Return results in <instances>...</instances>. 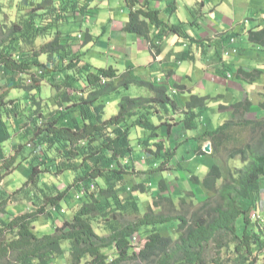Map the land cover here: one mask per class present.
Returning <instances> with one entry per match:
<instances>
[{
	"label": "trees",
	"instance_id": "1",
	"mask_svg": "<svg viewBox=\"0 0 264 264\" xmlns=\"http://www.w3.org/2000/svg\"><path fill=\"white\" fill-rule=\"evenodd\" d=\"M124 2L127 21L123 30L146 42L179 28L167 26L160 11L146 3ZM88 5L83 0H19L18 9H27L24 21L13 23L0 38V186L21 163L29 164L22 186L12 192L0 187V212L9 213L0 217V261L52 264L68 246V264L134 260L145 264H256L258 253L264 250V228L252 224L257 221L250 213L259 212L264 188V93L257 104L263 111L259 117L247 118L252 102L237 100L221 107L231 112L229 119L194 137L200 142L196 155L207 154L202 147L209 142V155L222 162L210 165L200 176L181 161L174 163V152L158 138L159 129L171 126L163 118L178 110L166 81L140 79L131 69L120 73L113 66L93 68L83 59V52L91 41L96 45L99 37L88 29L83 39L81 31L72 36L59 30L61 23L72 18L90 17ZM151 25L158 30L154 37ZM46 37L38 49L26 48ZM247 40L264 50V24L248 30ZM77 42L82 47L74 51ZM198 44L205 48V43ZM182 58H188V53ZM250 75L264 79V69ZM165 77L168 80L171 72ZM43 79L56 89V102L62 105L47 116L37 98L41 89L36 82ZM79 82L84 84L79 86ZM132 86L144 88L147 94L122 96L117 113L107 117L104 95ZM17 88L23 95L9 98L10 90ZM70 88H79V94L72 96ZM210 100L208 95H190L181 119L185 130L197 129ZM27 103L32 108L30 115L21 111ZM21 118L28 123L23 138L32 133L29 139L34 145L19 139L6 155L4 144L12 140L10 129L17 128ZM137 160L151 164L146 170L136 169ZM62 171L71 174L63 190L42 180L41 173ZM184 183L189 189H184ZM173 185L180 190L178 201ZM74 187L80 189L79 201L71 205ZM141 196L147 197L144 213L139 208ZM25 201L31 205L26 210L6 209L11 202ZM59 208L71 211V218L56 220L62 216ZM129 210L137 214L119 221ZM44 214L60 225L52 233L39 235L34 224ZM240 217L244 220L241 232L236 225ZM170 223L174 233L164 234ZM107 226V235L98 234L97 228ZM211 245L215 256L208 259L205 253ZM111 246L114 258L105 251Z\"/></svg>",
	"mask_w": 264,
	"mask_h": 264
},
{
	"label": "crops",
	"instance_id": "2",
	"mask_svg": "<svg viewBox=\"0 0 264 264\" xmlns=\"http://www.w3.org/2000/svg\"><path fill=\"white\" fill-rule=\"evenodd\" d=\"M138 1L146 3L150 9H158L160 19L167 26L179 27L176 32L169 31L161 38H155L159 41L157 59L143 37L123 32L127 21L125 4V14L121 13L119 18L111 12L112 6L125 3L124 0H90V15L93 18L70 20L84 25L93 36L106 35V42H98L107 43L106 47L110 45L107 49L120 51L121 56L116 58V63L121 67L111 64L120 73L131 69L140 79L166 81L178 110L166 117L171 122L170 129L163 126L159 129L158 138L174 152L176 161L195 170L199 167L205 169L210 165L199 161L200 156L194 150L200 142L194 137L208 128L212 129L213 117L225 121L231 116V112L224 111L222 106L247 98L253 104L247 118H257L263 112L257 104L262 99L261 93H264V79L253 78L250 74L256 69H264V50L248 42L247 32L264 24V0ZM96 26L102 30L97 35L92 32ZM150 28L154 37L158 30L153 25ZM229 35L234 37V43L229 41ZM199 42L205 43V48L200 47ZM228 49L230 53L224 55L223 52ZM186 53L188 58H182ZM226 71L231 74L229 79L226 78ZM169 72L171 77L166 80ZM196 89L199 93L195 92ZM192 94L208 95L211 100L201 113L197 129L185 130L181 119L184 118L188 96ZM150 164L146 161L147 169ZM55 225L60 223H55L53 228Z\"/></svg>",
	"mask_w": 264,
	"mask_h": 264
},
{
	"label": "rangeland",
	"instance_id": "3",
	"mask_svg": "<svg viewBox=\"0 0 264 264\" xmlns=\"http://www.w3.org/2000/svg\"><path fill=\"white\" fill-rule=\"evenodd\" d=\"M83 1H90V0H83ZM18 4H19V0H0V38L4 37V31H8L9 27L13 24V23H21L24 18L25 13L27 12V9H18ZM125 3H120L118 5H116L115 7L112 6L113 10L111 11L113 14H115V16L117 18L120 17L121 13L125 14V7L124 5ZM94 5V4H93ZM88 10H91V5L89 3L88 5ZM90 17H92L90 15ZM77 18H81V16L77 17ZM77 18H74L75 20H77ZM93 18V17H92ZM83 24V23H82ZM59 30L63 31V32H70L72 34V36H76L77 34L80 33L81 31V39L84 38V30H86L84 25H81L80 23H78L77 21H73V20H69L68 22L65 23H61L59 25ZM101 28H98V26L93 27L92 28V32L97 35L98 33H101ZM123 32H125L123 30ZM127 33V32H125ZM49 38H39L37 39L32 45H28L26 48L30 49V48H34V49H38L40 47V45L48 40ZM98 39V38H97ZM100 41H107V37L106 35H104V37H99ZM114 41H112L113 43ZM107 44V43H105ZM102 44L100 42H97L96 45H94V42L91 41L89 44H87L84 48V54H83V59L86 62H89L93 68H100V67H109L112 66L111 64L115 63V65H117L118 67H121V64L116 63V58L118 56H121L120 51L118 50H112V49H107V47H109L110 45H106ZM133 44V43H132ZM117 46H120L119 44H117ZM82 45H79V43H74L73 44V50L77 51V49L81 48ZM42 56V55H41ZM43 57V56H42ZM264 59V58H262ZM181 81H183V79L180 78ZM36 84L40 85V89H41V94L39 96H37V98L39 99V103L41 104V110L43 112H45V115H49L50 113H53L54 111H56L57 109H60V107L62 105L58 104V102H56V89L53 88L50 84V82L46 79H43L41 82H36ZM79 86L83 85V82H79ZM70 94L72 96H77V94H79V88L74 89V88H70ZM144 88L139 87V86H132L130 87L128 90L126 89H120L118 92H113V93H109L104 95V97L102 98V100L104 101L105 104V110H106V116L109 117L113 114H116L118 111V102L121 99L122 96L127 95V96H141V95H145L147 93H144ZM58 93L61 92V90H57ZM195 92L199 91L196 89ZM23 95V90L21 88H17V89H11L8 96L11 99H16V98H20ZM190 95L188 96L189 99ZM28 106H26V108H24L25 115H30L32 114V108L29 105V103H27ZM219 104H217L218 106ZM23 117H26V116ZM167 117V116H166ZM163 118V122L166 119ZM223 118V116L221 117ZM230 118V117H229ZM22 119H19L20 125L15 128V129H10L11 130V141H7L4 144L5 150H6V155H10L12 152V147H13V143H18L20 140L19 139H23V142L28 144L30 143L32 146L34 145V142L32 141V139H29V137H32V133L29 134L26 138H23V135L26 132V126H28V123H25L24 121L22 122ZM224 121V119L219 120V118L217 117H213L212 119V128H216L220 123H222ZM131 137L133 138L134 136L131 134ZM31 146V148H32ZM36 150H39V147L36 148ZM174 163L176 162V159H173ZM199 161H202L205 165L209 164L212 165L214 163L216 164H220L222 165V162H220L219 159L209 155L208 153L205 155L200 156ZM145 162L146 161H139L137 160L135 163V167L136 169H147V167L145 166ZM190 169H193L192 166H189ZM209 168V167H208ZM198 175L203 176L206 172H207V168L202 169L201 167H199L198 169H193ZM136 171V175L135 177H137V170ZM29 175V164H25V163H21L11 174H9L8 176H6V178L4 179L3 183H2V188L5 187L6 192H12L15 191L17 188H19L20 186H22V184L26 181L27 176ZM181 176V174H180ZM41 177L43 181H47L49 183H54L56 185L57 188H59V190H63L67 187L68 182L70 181L71 178V174L65 171L62 172H52V173H41ZM140 178L137 180L139 181ZM99 181L101 183L102 180L99 179ZM156 180H154L153 182H155ZM152 182V183H153ZM187 183H184L183 187L184 189H189V186H186ZM176 186V185H173ZM174 193H175V200L178 201V198L176 197V193L180 194V190L179 188L173 187ZM72 193L74 194V201H71V205H75L76 203H78V199H76V196L80 193V189L77 187L71 188ZM198 192V191H197ZM177 194V196H178ZM199 198H202V194H199ZM262 197H264L262 195ZM142 199V203L139 204V208H140V213H144L146 211V200L147 197L146 196H141ZM28 204V205H26ZM29 207H31V205L29 204V202H21V203H14L11 202L9 203V205L7 206L6 209H8L7 211H11L14 213H18L20 211L26 210ZM34 208V207H33ZM20 209V210H19ZM67 212V213H66ZM128 214H124L123 216H120L118 218L119 221H123L125 219H130L132 217H134V213L137 214V212H130L127 211ZM65 215L60 214L62 216H58L56 218V220H59L60 222L66 220V219H70L72 212L71 211H67L65 210ZM251 214V213H250ZM9 216V213H5L2 214L0 212V217H5V216ZM45 215V214H44ZM139 215V213H138ZM262 217L264 216V210L261 212ZM62 217V218H60ZM54 220L53 221L49 218H46V215L39 218L36 222H35V231L37 233H39L40 235L44 234V233H52L53 232V224L57 223V221ZM58 221V222H59ZM113 224V221H111ZM253 225L256 226L257 229L259 228H264V222L263 223H252ZM173 223L168 224V226L166 227L167 230H163L162 232H164V234H167L168 231H170L172 234L174 233V228H172ZM238 231L241 232L243 230L244 227V220L242 217H240L237 222H236ZM97 225L94 224V227H96ZM176 226V224H175ZM97 232L100 235H107L110 232V226L104 227L102 228H97ZM144 235V234H143ZM142 235V236H143ZM141 236V237H142ZM138 247H135V249H137ZM211 249H208L205 253V256L210 259L212 257L215 256L214 254V249H213V245L210 246ZM68 246H65V252L61 255L58 256L57 259H55L53 261L52 264H68L69 262V258H70V252L67 250ZM106 253L111 257L114 258L115 257V249L113 248V246L105 249ZM259 257L258 260L256 262V264H264V250H262L261 252L258 253ZM225 258V257H224ZM0 264H5V261H0ZM124 264H145L143 262H139V261H130Z\"/></svg>",
	"mask_w": 264,
	"mask_h": 264
},
{
	"label": "built area",
	"instance_id": "4",
	"mask_svg": "<svg viewBox=\"0 0 264 264\" xmlns=\"http://www.w3.org/2000/svg\"><path fill=\"white\" fill-rule=\"evenodd\" d=\"M234 41H235V39H234V37H232L230 39V42L234 43ZM147 45L151 49L152 53L155 55V57L157 59L156 48L159 45V41L158 40L148 41ZM233 49L235 51V48H233ZM229 53H230L229 49L223 52L224 55H228ZM226 75H227V77H231L230 72H227ZM261 192L262 193H261L260 200H259V209L260 210H259V212L255 211V210L251 211V214H250V216L252 218H254V220L257 221L259 224L264 222V216L262 217V215H261V212L264 210V197H262V195L264 196V188L262 189ZM76 198H79V196L77 195Z\"/></svg>",
	"mask_w": 264,
	"mask_h": 264
},
{
	"label": "clouds",
	"instance_id": "5",
	"mask_svg": "<svg viewBox=\"0 0 264 264\" xmlns=\"http://www.w3.org/2000/svg\"><path fill=\"white\" fill-rule=\"evenodd\" d=\"M154 55V54H153ZM157 55V54H156ZM155 56V55H154ZM158 57V56H157ZM156 58V57H155ZM228 71H226V73H227ZM226 78H230V77H227V75H226ZM229 119V118H228ZM227 120V119H226ZM206 145H209V147H210V150L209 151H205V146ZM202 149L206 152V153H210L211 152V145H210V143L209 142H205L204 144H203V147H202ZM76 199H78V198H76ZM60 209V213L62 214V213H64L65 211L63 210V208H59Z\"/></svg>",
	"mask_w": 264,
	"mask_h": 264
},
{
	"label": "water",
	"instance_id": "6",
	"mask_svg": "<svg viewBox=\"0 0 264 264\" xmlns=\"http://www.w3.org/2000/svg\"><path fill=\"white\" fill-rule=\"evenodd\" d=\"M209 150H210L209 145H206V146H205V151H209Z\"/></svg>",
	"mask_w": 264,
	"mask_h": 264
},
{
	"label": "bare ground",
	"instance_id": "7",
	"mask_svg": "<svg viewBox=\"0 0 264 264\" xmlns=\"http://www.w3.org/2000/svg\"><path fill=\"white\" fill-rule=\"evenodd\" d=\"M206 140V139H205Z\"/></svg>",
	"mask_w": 264,
	"mask_h": 264
}]
</instances>
